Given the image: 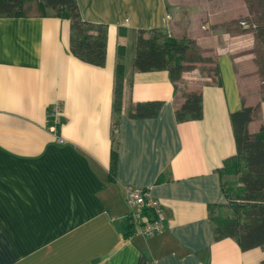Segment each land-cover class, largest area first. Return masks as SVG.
<instances>
[{"label": "crops", "instance_id": "obj_1", "mask_svg": "<svg viewBox=\"0 0 264 264\" xmlns=\"http://www.w3.org/2000/svg\"><path fill=\"white\" fill-rule=\"evenodd\" d=\"M77 2L85 21L108 26L103 67L71 53L68 20L0 17V264H264V248L242 251L233 238L216 240L210 220L227 203L219 171L236 155L231 114L258 106L250 132L264 126L255 37L229 27L250 17L247 3ZM154 29L216 56L222 86L202 88L201 119L178 122L169 71L134 69L137 32ZM119 63L125 81L117 118ZM152 101L161 102L157 116H130ZM127 187L161 203V234L125 238Z\"/></svg>", "mask_w": 264, "mask_h": 264}, {"label": "trees", "instance_id": "obj_2", "mask_svg": "<svg viewBox=\"0 0 264 264\" xmlns=\"http://www.w3.org/2000/svg\"><path fill=\"white\" fill-rule=\"evenodd\" d=\"M250 8L259 0H247ZM258 9L255 17L240 19L229 24L234 31H250L255 37L254 54L257 71L264 80V8ZM53 16L70 21V51L81 61L103 67L106 64L108 26L85 21L77 0H0V17H48ZM246 26V27H244ZM136 56L133 67L139 72L167 70L180 101L176 110L178 122L199 120L203 116L202 88L211 83L222 86V77L216 56L207 53L188 38L176 39L161 30H139L137 32ZM120 48V54H121ZM190 55V56H189ZM187 56L189 59H186ZM197 70L206 69L207 82L189 84L179 91L178 82L183 80L186 66ZM125 67L119 63L116 68L114 90V112L120 116L123 106ZM264 100V84L261 87ZM160 101L140 103L133 106L130 116L149 118L158 115ZM259 107L244 104L241 110L231 114L234 129L236 155L219 171L223 178V191L227 199L225 206L210 211L216 240L233 238L242 251L264 248V126L258 133L250 132V124L257 116ZM117 170V154L113 151L110 180ZM224 177L236 178L230 184ZM230 185V186H229ZM228 211L223 212L222 208ZM214 212H218L217 215ZM134 224L128 216L125 238L134 234Z\"/></svg>", "mask_w": 264, "mask_h": 264}, {"label": "built area", "instance_id": "obj_3", "mask_svg": "<svg viewBox=\"0 0 264 264\" xmlns=\"http://www.w3.org/2000/svg\"><path fill=\"white\" fill-rule=\"evenodd\" d=\"M60 114L61 107L56 104L49 116L54 126L59 124ZM126 202L130 210L128 216H130L135 227V235L149 238L163 232L165 216L162 205L152 198L146 190L127 187Z\"/></svg>", "mask_w": 264, "mask_h": 264}, {"label": "rangeland", "instance_id": "obj_4", "mask_svg": "<svg viewBox=\"0 0 264 264\" xmlns=\"http://www.w3.org/2000/svg\"><path fill=\"white\" fill-rule=\"evenodd\" d=\"M244 1L247 3V6L249 7V9L251 11L250 17H255L259 13L258 9H255V8H258V7L260 9L264 8V0H259V3L257 5H254L253 9L250 8L249 2L247 0H244ZM134 48H135V44H134ZM205 55L208 56L209 54L205 53ZM186 59H189V57L187 56ZM186 72L190 73V74H187L181 82H178L179 91H183V89L186 86H188L189 84H201L204 82L206 83L207 82V76L210 73L206 69H201L200 65L197 66V70L195 69V72L190 65L186 66ZM235 179L236 178H233V177H224V180L228 181L230 184H232L231 182L235 181ZM222 211L227 212L228 211L227 207H223ZM214 214L217 215L218 212H214Z\"/></svg>", "mask_w": 264, "mask_h": 264}]
</instances>
